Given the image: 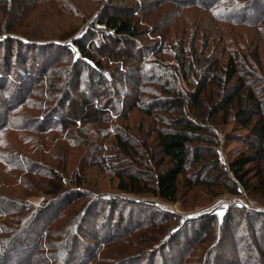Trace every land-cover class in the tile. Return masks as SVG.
<instances>
[{"label":"rangeland","instance_id":"obj_1","mask_svg":"<svg viewBox=\"0 0 264 264\" xmlns=\"http://www.w3.org/2000/svg\"><path fill=\"white\" fill-rule=\"evenodd\" d=\"M71 1L79 12L68 11V5L61 7L59 0H41V9L28 16L41 15V36L24 40L21 35L10 33L9 37L21 40L20 44L13 43L12 52L7 35H0V150H4L7 159L13 160L16 166L23 164L35 172L26 173L25 167L8 169L0 162V199L14 202L19 208L18 213L0 216V227L17 218L21 223L20 216L40 217L28 239L33 247L23 248L24 251L17 249L10 264H247L249 254L260 253L255 244L262 240L264 245V238L260 236L264 230V189L251 194L240 186L234 193L221 179L188 186L182 177L177 202L165 201L151 193L118 191L117 173L136 171L132 153L108 145L115 127L125 126L118 115L128 113L127 123L134 137L143 136V132H138L141 127L151 132L164 123H154L153 118L140 114L136 107L129 111L126 100L132 102V94L127 99L123 96L113 98L110 105L115 112L101 113L103 123L97 122L98 117L92 118V114L99 117L101 114L92 113L83 102L97 98L103 105L104 85L98 78L94 79L93 84L101 93L94 97L85 87V82L93 80L86 68L84 85H76L79 64L76 67L75 62L80 54L73 38L86 39L88 43L94 40L97 47L104 45L101 48L104 50L128 49L136 55L134 60H128L130 67H127L122 63L127 59L121 56L114 60V57L96 52V58L106 67L107 79L111 78L112 70L123 75L135 65L150 70L145 71V75L154 71L161 75L154 64L163 62L170 66L178 62L174 57L166 58L164 50L170 43L180 45L184 42L191 47L189 45L195 41L198 50L203 43H208L206 56L214 52L213 57H218L225 49L228 56L235 51L239 58L246 63L249 61L247 65L256 74L253 82L259 81L257 85H261L260 80H264V20L259 25L233 23L218 19L215 12L252 0H220L212 10L197 4L182 5L174 0H70V4ZM28 9L25 4L21 11L10 16L11 19L17 20V24L21 21L26 24L30 18L23 16ZM117 10H124L141 31L130 43L114 41L113 44L107 36H115V32L98 22L105 14ZM261 11L258 8L254 12L260 14ZM31 23L38 25L34 21ZM90 31L92 35L89 36ZM71 34L74 37H69ZM202 61L197 64L199 69ZM87 62L95 65L91 60ZM178 83L185 91L193 89L180 74ZM118 84L131 93L127 80L120 78ZM108 86L110 90L113 88ZM139 88H142L141 105L151 98L148 91L159 87L158 83L144 82ZM214 88L215 84L210 83L202 96L206 106L216 95ZM68 94L71 99L65 101ZM61 105L64 107L54 116L55 121H59L61 115L70 118L72 111L86 115L82 120L77 115L64 129L48 126V131L39 132L41 116ZM221 114L214 129L219 139V158L227 167L230 160L248 150L254 138L239 122H223ZM168 116L172 114L164 117ZM75 121L78 123L74 124ZM104 124L109 126L108 138H104ZM121 131L123 135L127 133L122 128ZM156 143L153 132L148 138L153 153L157 152ZM200 162L189 168L188 174L198 169ZM50 165L59 170L60 181L49 174ZM262 169L264 171V160ZM211 174L213 172L205 171L201 176L206 179ZM253 180L257 182V178ZM55 187H60L59 193H47ZM112 202L115 210L110 205ZM45 203L49 206L44 208ZM5 206L0 203V210L5 211ZM249 209L257 212L255 224L238 222ZM228 213L236 216V225L235 221L224 223ZM120 216L127 220L118 228L116 222ZM206 216H216V219L205 236V232L196 228ZM193 220L196 221L192 223ZM75 222L77 228L73 234L65 233ZM253 226L257 232L256 242L255 238H250ZM185 227L189 229L187 235ZM61 235L65 240L60 241Z\"/></svg>","mask_w":264,"mask_h":264},{"label":"trees","instance_id":"obj_2","mask_svg":"<svg viewBox=\"0 0 264 264\" xmlns=\"http://www.w3.org/2000/svg\"><path fill=\"white\" fill-rule=\"evenodd\" d=\"M59 1V4H62L61 7L68 5V11L74 10L75 12H79L78 7L74 6L72 1L71 4L70 0H66L68 4H63L65 0ZM174 1L182 5L197 4L203 6L205 9L209 8L212 10L213 6H216V3L220 0ZM25 4L30 10L24 11L26 13L23 18L27 17L30 19L27 22L25 21L26 24H23V21L17 24V20L11 19L10 16L21 11V8ZM258 8L262 10L260 14L254 12ZM39 9H41V0H0V35L6 34L7 39L9 38L10 52H12L13 43H21L19 37H9L10 33L21 35L24 40H30V37L41 36V15L28 17L32 11ZM123 11L117 10L107 13L98 20L108 30L115 32V36H107L113 44L116 43L114 41L130 43L134 37H138L141 34L140 29L130 19V16L124 14ZM215 12L220 20L259 25V22L264 20V0H252L241 5L219 8ZM32 21L37 22L38 25H34L31 23ZM88 35H92V31ZM69 37L74 36L71 34ZM65 38L66 36H64ZM73 41L80 54V57L75 62V66L79 64L75 75L76 85H79V87L84 85L83 79L85 78L84 71L86 68L87 75L92 76L93 80L89 79V82H85V87L91 91L94 97L101 93L104 96L106 95L103 105H101L102 102L100 103L95 98L93 101H84V107L90 108L92 113L109 114L115 112V108L110 105L113 98L123 96L127 99L132 94L134 100L130 103L126 100L129 111L136 107L140 114L153 118L154 123L158 121L164 123L157 126L151 132L141 127L138 132H143V136L134 137L130 134L132 127L127 123L128 113L118 115L125 122V126L120 125L119 127L118 125L115 127L116 131L111 136L112 142L110 139L112 144L108 142V145H115L114 147L117 150H122L127 154L132 153L136 164L135 172L129 170L117 173L116 187L118 191L132 194L151 193L165 201L177 202L182 177L185 178L184 180L188 186L209 182L213 178L221 179L222 183L226 184L230 188V191L234 193L239 191L238 188L240 186L251 194L264 189V171L262 169V162L264 160V80H260L261 85H257L260 83L259 81L253 82L254 75L256 74L247 65L249 61L246 63L244 59L239 58L240 55L234 53L235 51H231L226 56L225 52L227 49L221 52L218 57H213L214 52L210 53V56H206L205 52L208 49L207 42L201 45L200 50L196 48L195 41L189 45L191 47H187L184 42H181L180 45H174L171 42V45L164 50V53L167 54L166 58L174 57L178 62L170 66L163 64V62L154 64V69L159 70L157 73L162 72L161 75H156L155 71L150 75H145V71L148 73L150 70H146L142 65H135L131 70L129 68L127 71L125 70L126 72L123 75L117 70H112L111 78L107 79L104 72L106 67L101 59L96 58V52L103 56H110V58L114 57V60H117L116 58L121 56L127 59V62H122L127 67H130L128 60H134L136 55L124 48L109 50L105 45L108 49H101L104 45L97 47L94 40L88 43L86 39L77 37L73 38ZM187 55H190V57H187ZM88 60L93 61L95 65L91 66L87 62ZM201 61L203 65L199 69L197 64L201 63ZM179 74L186 81L187 85H192V90L185 91L181 88L178 83ZM250 76L253 78L246 80ZM95 78H98L100 83L104 85L101 93L93 84ZM120 78H123L125 81L127 80L128 86L132 88L131 93L130 90H124L123 86L118 84ZM144 82L158 83L159 88L150 89L148 92L151 94V98L140 105L142 88H139V86ZM210 83L215 84L216 95H214L211 104L206 106L202 96L207 91ZM108 84L113 86L111 90ZM160 90L163 94H161ZM70 99L71 96L68 94L64 100L68 101ZM63 107L64 105H61L58 109H54L41 116V130L39 132L48 131L49 127L55 130L56 128L61 129L66 127L69 121H74L76 119L74 117L77 115L81 116L80 120L86 115L84 112L72 111L70 118H65V116L61 115L59 121H55L54 116ZM167 113H171L172 116L164 117ZM219 113H222L220 118L223 117V122H239L243 127L248 129L249 134L254 138L248 150L243 151L230 160L227 167L220 160L217 151L219 139L214 126L217 124L216 120ZM92 115H90L92 118H100L97 122L103 123L102 119L104 117L102 114L101 117L95 114ZM80 120L78 121L80 122ZM77 123L75 121L74 124ZM108 128V124L103 125V130L105 131L104 138L110 136ZM121 128L127 133L123 135ZM153 132L156 133L157 143L154 146L157 149L156 153L152 152L148 144V138ZM199 161L201 162L198 169L188 174V169L196 167ZM0 162L7 166L8 169L12 167L17 169L25 167L24 171L26 173H35L33 170H29V166H23L19 162L21 166H16L17 164L13 160L7 159V154L4 150H0ZM22 163H24L23 160ZM251 164L253 165L251 166ZM205 171L213 172V174L208 176L209 179L201 176ZM48 172L50 175L56 176L57 180H61L58 177L60 174L59 170L53 165L49 166ZM254 178H257V182H254ZM80 183L81 181L79 180V185ZM59 189L60 187H55L47 191V193L56 194L59 193ZM0 203L6 205L3 208L7 207L5 211L4 209L0 210V216L9 215L12 212L18 213L19 211L14 202L0 199ZM110 205L112 210H115L114 207L116 205L113 202ZM46 206H49V204L45 203L43 207L45 208ZM255 214L257 212L249 209L244 217L238 219V222L254 225L255 221L253 220H256ZM30 216L24 218L20 216L21 223L17 221V218L13 223H9V225L5 223L3 227H0V264H10L12 256L17 253V249L24 251V249L30 250L33 247L34 244L32 245L28 239L34 226L40 221V217L36 216L31 219ZM204 219L203 222L200 221V225L196 229L200 228V232H205L204 235L206 236L216 216H206ZM235 219L236 216L234 214L228 213L225 216L224 223L229 222L232 224ZM125 220L127 219L120 216L119 222H116L117 227L123 225ZM194 221L196 220H193L192 223ZM186 222L189 224L190 220ZM234 224L236 225L237 222ZM75 228H77V222L71 223L65 233L72 235ZM185 231V235H187V231H189L188 227H185ZM261 231L260 236L264 238V230ZM256 233L253 226L250 238H255V242L256 240L258 241ZM205 236H203V239ZM64 238H60V241L65 240ZM177 241L180 242L179 239ZM255 245V248L258 251L260 250V253L256 255L249 254L246 262H248L247 264H264V245L262 240H259ZM24 262L26 263V260Z\"/></svg>","mask_w":264,"mask_h":264},{"label":"snow or ice","instance_id":"obj_3","mask_svg":"<svg viewBox=\"0 0 264 264\" xmlns=\"http://www.w3.org/2000/svg\"><path fill=\"white\" fill-rule=\"evenodd\" d=\"M220 215H223V213H220Z\"/></svg>","mask_w":264,"mask_h":264}]
</instances>
